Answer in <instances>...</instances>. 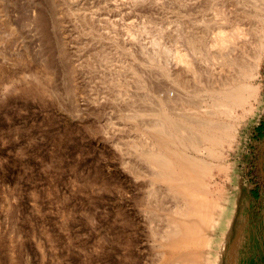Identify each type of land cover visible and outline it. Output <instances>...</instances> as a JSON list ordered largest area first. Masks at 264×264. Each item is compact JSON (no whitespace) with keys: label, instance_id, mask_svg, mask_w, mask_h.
I'll use <instances>...</instances> for the list:
<instances>
[{"label":"rangeland","instance_id":"374dc122","mask_svg":"<svg viewBox=\"0 0 264 264\" xmlns=\"http://www.w3.org/2000/svg\"><path fill=\"white\" fill-rule=\"evenodd\" d=\"M263 22L264 0H0V264H264V69L239 141L216 158L188 152L210 163L223 207L200 253L164 246L178 195L144 136L164 111L184 130L206 114L205 89L228 74L205 49L212 31L239 23L252 60ZM191 42L196 80L162 54Z\"/></svg>","mask_w":264,"mask_h":264},{"label":"bare ground","instance_id":"6f19581e","mask_svg":"<svg viewBox=\"0 0 264 264\" xmlns=\"http://www.w3.org/2000/svg\"><path fill=\"white\" fill-rule=\"evenodd\" d=\"M226 16L227 15H225V17ZM229 18L230 16L227 17V19ZM224 19L225 18H223V21H225ZM228 21L225 22L227 23ZM228 24L225 25L228 26ZM220 25L222 24L220 23ZM237 25L239 26V23ZM237 25L232 24L231 27L229 25L230 28L226 26L229 30L223 26L218 27L217 30L215 29V32L212 31L213 34H211L212 36L207 43L203 38L205 40V42L204 40L203 42L206 43L204 46L206 51H208L207 54L210 55L209 52L213 50L217 53V55H212L210 59L215 60L220 57L221 61H218L219 63H222L220 66V73H223L224 70L228 73L226 78L216 83L212 89H205L209 99V102L207 103L208 107H205L207 109H204L206 114L195 118L196 121L194 120L190 123L187 121V124L184 123V125L190 126L188 127V130L190 131H188L182 129L183 125H179L180 128L178 127V121L173 119V117L171 118L173 114L172 112L171 116H169L168 114L170 113L167 114V112L164 111L157 122L153 123L154 125L152 124L153 126L150 130V134L144 135L146 137L145 146H147V149L145 150H147L146 158L148 163L156 169L159 179L171 186L170 191L178 195V206L176 205L177 209H175L177 217L174 219L172 218L171 225L168 226V231L166 230L167 233L164 234L166 240L164 246L171 252L189 250L192 251V253H200L202 252V249L210 247L212 238L209 237L207 231L214 229L217 226L219 227L220 221L216 212L217 210H220V208H223L219 196H213L207 191V187L210 186L208 178L212 174V170L209 167L210 163L205 158L192 156V154H189L188 152L190 150H195L201 153H206L212 158L220 157L218 147L226 146L230 149L234 142L237 143L239 141L241 127V124L239 123L245 116H253L257 111V106L261 104L262 101L261 96L263 86L262 84H258L256 80L259 77H262L264 69V22L260 28L259 39L256 40V54L253 56L252 60H249L247 56L248 51L246 49L247 35L249 32L248 30H245V28H239ZM194 35H196V33ZM194 35H192L193 38ZM199 41L201 42V40ZM183 46L184 47L178 46L176 48H172L175 46H172L171 48L166 47L162 50V54L169 57L175 64L181 65L180 68L183 66L185 71L190 72L194 80H196L200 76L196 67L197 62L195 63V60L198 58L197 49L200 48H198L199 46H197V43L192 42ZM204 46H202V49ZM234 69L238 74L231 73L234 72ZM170 70H173L171 72L173 84L175 86L180 85L182 72L177 71L174 68ZM148 73L151 72L149 71ZM202 75L201 77H203ZM221 75L219 77H221ZM147 78L149 77H146V79ZM148 81L150 82V79ZM157 86L159 87V85ZM173 89L171 88L166 94L167 102L171 101V98H176V95L178 94H176L177 91H172ZM161 90L162 87L159 92ZM201 97L203 96H200V98ZM190 104L192 103H189V105ZM194 106H196V103ZM237 109L242 111L240 117L238 115L240 118H238V123H224L216 120V117L221 114L230 117L231 113H234ZM179 111L180 110L178 109L177 114H179ZM143 141H145V138ZM142 148L144 147H141V149ZM142 154L144 153L142 152ZM148 166L151 167L150 165ZM229 168V164H223L218 167V171L225 173ZM151 170L152 169H150V172ZM154 171L155 170H153V172ZM153 175L156 176L154 173ZM213 185L214 184H212V186ZM169 218L167 220H169Z\"/></svg>","mask_w":264,"mask_h":264}]
</instances>
